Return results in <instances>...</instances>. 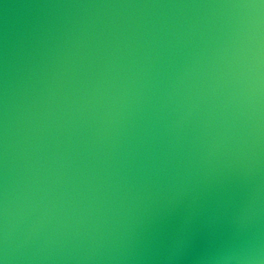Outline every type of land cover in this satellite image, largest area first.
Listing matches in <instances>:
<instances>
[{
  "label": "water",
  "instance_id": "95a60500",
  "mask_svg": "<svg viewBox=\"0 0 264 264\" xmlns=\"http://www.w3.org/2000/svg\"><path fill=\"white\" fill-rule=\"evenodd\" d=\"M0 264H264V0H0Z\"/></svg>",
  "mask_w": 264,
  "mask_h": 264
}]
</instances>
